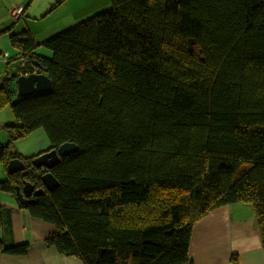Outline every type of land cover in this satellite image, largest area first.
I'll return each instance as SVG.
<instances>
[{"label": "trees", "instance_id": "obj_1", "mask_svg": "<svg viewBox=\"0 0 264 264\" xmlns=\"http://www.w3.org/2000/svg\"><path fill=\"white\" fill-rule=\"evenodd\" d=\"M12 41L24 71L46 73L52 88L13 102V79L0 88V107L11 102L21 121L10 139L42 128L51 149H79L50 170L54 190L21 172L0 189L44 188L26 206L52 223L46 240L59 252L83 264H188L196 223L238 203L262 221L264 247V0H110L46 39L51 57L28 31ZM14 157L0 145L1 163Z\"/></svg>", "mask_w": 264, "mask_h": 264}, {"label": "crops", "instance_id": "obj_2", "mask_svg": "<svg viewBox=\"0 0 264 264\" xmlns=\"http://www.w3.org/2000/svg\"><path fill=\"white\" fill-rule=\"evenodd\" d=\"M57 1L60 6L51 11ZM14 5H24L21 16L10 15L9 10ZM109 8L110 0H0V88L13 79L9 84L10 88L16 89L13 102L17 96L26 97L19 94L18 77L40 74L37 69L24 71L28 59L25 55L15 57L19 46L12 41L14 35L30 32L38 44L37 52L51 57L52 51L44 44L46 39ZM43 46L49 51L40 50ZM16 124L21 121L16 118L11 102L0 107V145L21 156L10 159L7 165L0 162V166L7 179L18 172L35 178L38 167L33 161L51 150L52 145L42 128L10 139L8 129ZM13 159L22 160L25 169L10 173L8 165ZM26 182L33 185L29 179L18 185L22 187ZM26 205L29 204H21L12 192L0 189V219L3 223L0 227V264H83L76 256L61 253L47 242L54 226ZM262 225L249 204L215 208L194 226L188 247V264H264ZM16 247L20 249L18 252L8 250Z\"/></svg>", "mask_w": 264, "mask_h": 264}, {"label": "water", "instance_id": "obj_3", "mask_svg": "<svg viewBox=\"0 0 264 264\" xmlns=\"http://www.w3.org/2000/svg\"><path fill=\"white\" fill-rule=\"evenodd\" d=\"M52 88V80L45 74L32 73L28 76L20 75L18 77L19 94L22 96H29L36 92H48ZM79 149V144L76 142H64L58 148H53L43 155L36 158L33 163L38 167H46L47 172L42 175L44 185L49 190H54L59 186V181L56 176L48 169L54 168L60 163L63 156L76 152ZM26 165L20 159H13L9 162L8 171L13 173L15 171L24 170ZM44 188H37L26 182L24 186H17L15 193H13L21 204H31L35 198L42 195Z\"/></svg>", "mask_w": 264, "mask_h": 264}, {"label": "rangeland", "instance_id": "obj_4", "mask_svg": "<svg viewBox=\"0 0 264 264\" xmlns=\"http://www.w3.org/2000/svg\"><path fill=\"white\" fill-rule=\"evenodd\" d=\"M12 12H15V10L12 11V9H10V10H9L10 15H11L12 17H13V15L16 16L17 13L14 14V13H12ZM42 49H43L44 51H49V50H48L47 48H45L44 46H43V47H40V50H42ZM8 108H10V107H8ZM27 138H28V137H27ZM25 139H26V138H25ZM6 176H7V174H6L5 170L0 166V179H3V178L7 179ZM5 179H3V180H5Z\"/></svg>", "mask_w": 264, "mask_h": 264}, {"label": "clouds", "instance_id": "obj_5", "mask_svg": "<svg viewBox=\"0 0 264 264\" xmlns=\"http://www.w3.org/2000/svg\"><path fill=\"white\" fill-rule=\"evenodd\" d=\"M23 6H24V5H23ZM23 6H22V7H23ZM22 12H23V10H22L21 13L18 15V17L21 16ZM45 172H47V169H46V167L43 166V167H41V171H37L38 174H37L36 176H41V177H42V175H43ZM33 186H34V185H33ZM35 189H37V188L35 187Z\"/></svg>", "mask_w": 264, "mask_h": 264}, {"label": "built area", "instance_id": "obj_6", "mask_svg": "<svg viewBox=\"0 0 264 264\" xmlns=\"http://www.w3.org/2000/svg\"><path fill=\"white\" fill-rule=\"evenodd\" d=\"M19 8H18V10L15 12V13H17L16 14V17H18V15L21 13V11L23 10V7L22 6H18ZM12 9V8H11ZM14 13V14H15ZM36 173V172H35Z\"/></svg>", "mask_w": 264, "mask_h": 264}, {"label": "bare ground", "instance_id": "obj_7", "mask_svg": "<svg viewBox=\"0 0 264 264\" xmlns=\"http://www.w3.org/2000/svg\"><path fill=\"white\" fill-rule=\"evenodd\" d=\"M18 8H19L18 6L14 5V6L12 7V11L15 10V12H16V11L18 10ZM15 12H12V13H15Z\"/></svg>", "mask_w": 264, "mask_h": 264}]
</instances>
